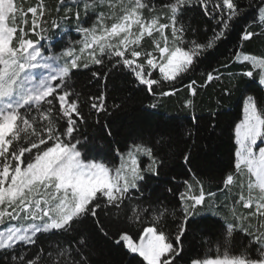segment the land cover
<instances>
[{
  "label": "snow or ice",
  "instance_id": "obj_1",
  "mask_svg": "<svg viewBox=\"0 0 264 264\" xmlns=\"http://www.w3.org/2000/svg\"><path fill=\"white\" fill-rule=\"evenodd\" d=\"M0 264H264V0H0Z\"/></svg>",
  "mask_w": 264,
  "mask_h": 264
},
{
  "label": "trees",
  "instance_id": "obj_2",
  "mask_svg": "<svg viewBox=\"0 0 264 264\" xmlns=\"http://www.w3.org/2000/svg\"><path fill=\"white\" fill-rule=\"evenodd\" d=\"M230 48L231 45H228ZM226 51V49H221L220 52L223 53ZM223 57L221 56V59ZM129 89H131V85H127ZM217 90L215 88L209 87L206 89L202 94V100H203V107L207 109L209 106L215 104V101L217 99ZM143 101V94L139 92H133L130 99L126 101V111L128 115L124 118L122 123L127 126L130 123L134 122V117L139 116V109L142 106ZM243 100L241 97V94L239 92L233 94L230 99L225 101L226 108H230V116L228 118H231L235 116L239 110V108L242 106ZM179 107L178 100L176 98L165 100L164 107L160 109L161 112H165L169 115L176 114V111ZM226 118V119H228ZM138 123V121H135ZM215 147V164H214V171L219 172L224 167L227 166L228 161L230 159L231 155V141L227 139V135L224 136L223 139H219L215 141L214 144Z\"/></svg>",
  "mask_w": 264,
  "mask_h": 264
}]
</instances>
